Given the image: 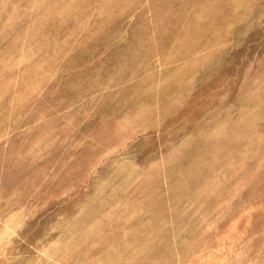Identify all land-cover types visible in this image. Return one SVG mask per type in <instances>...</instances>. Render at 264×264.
<instances>
[{
    "label": "rangeland",
    "instance_id": "374dc122",
    "mask_svg": "<svg viewBox=\"0 0 264 264\" xmlns=\"http://www.w3.org/2000/svg\"><path fill=\"white\" fill-rule=\"evenodd\" d=\"M0 264H264V0H0Z\"/></svg>",
    "mask_w": 264,
    "mask_h": 264
}]
</instances>
